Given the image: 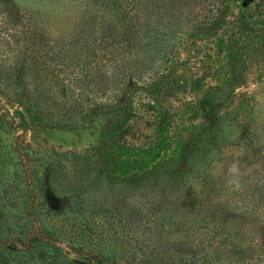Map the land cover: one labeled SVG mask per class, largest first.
<instances>
[{"label": "rangeland", "instance_id": "1", "mask_svg": "<svg viewBox=\"0 0 264 264\" xmlns=\"http://www.w3.org/2000/svg\"><path fill=\"white\" fill-rule=\"evenodd\" d=\"M12 1L25 16L7 18L22 34L0 32V264H97L88 252L103 264H199L196 248L211 236L197 220L215 206L206 181L224 191L262 169L264 26L248 31L230 15L189 41L155 96L162 121L146 107L121 128L94 112L113 93L96 92L89 75L80 92L50 87L34 69L21 79L35 18L71 42L100 15L97 1ZM83 41L70 54L88 63ZM151 145L160 153H146Z\"/></svg>", "mask_w": 264, "mask_h": 264}, {"label": "trees", "instance_id": "2", "mask_svg": "<svg viewBox=\"0 0 264 264\" xmlns=\"http://www.w3.org/2000/svg\"><path fill=\"white\" fill-rule=\"evenodd\" d=\"M96 1L101 6L100 15L89 16L83 30L86 37L76 34L71 42L61 43L35 18L36 31L33 27L28 30L32 46L26 58L30 61L23 65L21 79L27 69H34L50 87L80 92L77 86L84 85L89 75L87 84L96 92L113 93L111 100L93 107L94 112L118 117L121 128L146 107L153 109L156 117L160 115L162 121L164 110L155 96L162 92L167 63L189 41L223 28L230 15L232 21L248 31L254 30L255 25L264 26V0ZM232 4L237 8L235 12H231ZM24 16L14 1L0 0V32L9 36L22 34V26L11 25L7 18L21 20ZM79 39L84 41L79 43L78 51L85 47L91 51L88 63L78 52L70 54V46ZM28 48L29 44L25 49ZM13 61L3 63L2 68ZM114 84L117 89H113ZM158 151L154 145L146 149L148 154ZM260 162L262 169L258 174L239 176L236 184L224 191L216 187L215 181H206L215 191L209 201L217 212L198 217V227L211 236L206 246L196 248L199 264H264V153ZM6 242L0 241V246ZM88 254L97 264H103L98 255Z\"/></svg>", "mask_w": 264, "mask_h": 264}, {"label": "clouds", "instance_id": "3", "mask_svg": "<svg viewBox=\"0 0 264 264\" xmlns=\"http://www.w3.org/2000/svg\"><path fill=\"white\" fill-rule=\"evenodd\" d=\"M230 171H231L232 173L236 174V173H238V168H237L235 165H233L232 168L230 169ZM237 186H238V185H237Z\"/></svg>", "mask_w": 264, "mask_h": 264}]
</instances>
